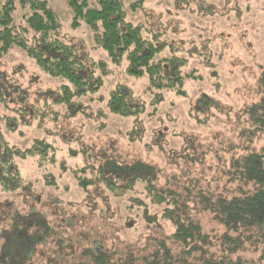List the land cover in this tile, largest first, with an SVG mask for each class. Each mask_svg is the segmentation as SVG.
I'll list each match as a JSON object with an SVG mask.
<instances>
[{
	"label": "rangeland",
	"instance_id": "obj_1",
	"mask_svg": "<svg viewBox=\"0 0 264 264\" xmlns=\"http://www.w3.org/2000/svg\"><path fill=\"white\" fill-rule=\"evenodd\" d=\"M42 1L58 16L62 37L88 77L67 106L58 102L65 80L45 74L19 48L0 57V142L22 150L47 145L53 151L17 159L23 189L0 190L3 226L10 209L17 211L11 217L16 219L27 204L51 215L50 204L74 203L67 213L74 212L83 201L80 179L94 178L105 158L147 164L164 178H175L174 189L194 180L201 188L209 182L214 189L212 177L222 188L230 162L243 154L237 147L263 146L261 135L255 134L251 143L242 134L252 130L244 110L256 100L257 79L264 70V0H145L136 11L130 8L136 0H124L125 20L140 27L144 41L160 48L155 59L180 61L182 73L191 76L184 83L185 96L149 89L145 76L126 72L125 61L113 64L83 21L73 26L67 0ZM13 2L14 17L30 4ZM97 78L100 85L90 91L88 85L94 87ZM116 86H123L138 106L134 115L108 111L109 94ZM214 152L219 158H213ZM204 153L198 166L190 161L202 160ZM47 176L53 183L45 186ZM97 196L96 191L91 193L90 206L100 207ZM41 201L48 207H42ZM113 206L111 224L122 234L124 249L140 235L145 236L143 241L156 236L158 229L149 232L141 221L133 227L135 219L126 215L121 202L114 199ZM193 216L204 233L223 232L208 214ZM89 226L102 242H112L107 218H91ZM245 245L232 257L264 264L261 248Z\"/></svg>",
	"mask_w": 264,
	"mask_h": 264
},
{
	"label": "trees",
	"instance_id": "obj_2",
	"mask_svg": "<svg viewBox=\"0 0 264 264\" xmlns=\"http://www.w3.org/2000/svg\"><path fill=\"white\" fill-rule=\"evenodd\" d=\"M144 1L136 0L130 5L131 10L136 11ZM21 2L24 5L26 0ZM29 3L25 13L14 17L13 0H0V57L19 48L45 74L65 80L67 85L61 86L58 102L68 106L73 94L79 95L88 75L65 43L56 13L42 0ZM67 5L73 26L83 21L113 64L125 61L126 72L134 77L145 76L149 89L185 96L184 83L191 76L182 73L180 61L155 59L160 48L144 41L140 27L125 20L124 0H67ZM100 82L95 79V86L88 85L89 90L97 89ZM256 95V100L244 110L252 130L242 135L251 143L255 134L264 140V70L257 79ZM137 107L123 86L110 91L107 109L112 115L128 117L135 114ZM237 148L243 154L230 162L222 188L216 185L219 180L212 177L214 189H210L209 182L201 188L196 180L174 189L175 178H164L147 164L105 158L94 178L80 179L83 201L74 212L67 213L74 203L50 204L51 215L27 204V209L11 219L17 211L10 209L9 217H5L8 222L0 224V264H247L232 257L244 251L245 244L260 247L264 258V144L259 149L251 150L243 144ZM48 152L53 153L47 145L22 150L1 140L0 190L21 191L23 182L17 159ZM206 155L200 161H190L198 166ZM53 156L50 162L54 161ZM212 156L219 158L216 152ZM44 181L45 186L53 183L48 176ZM233 184H237L234 189ZM93 191L99 194L96 199L100 207L88 202ZM114 199L121 202L127 216L134 217L133 227L141 221L149 232L158 229L156 236L151 234L143 241L145 236L140 235L124 249L122 234L111 224ZM41 204L48 207L42 201ZM198 212L208 214L223 232L212 236L204 233L193 219ZM68 215H72L69 220ZM95 217L107 218L112 242H102L93 232L89 221Z\"/></svg>",
	"mask_w": 264,
	"mask_h": 264
}]
</instances>
